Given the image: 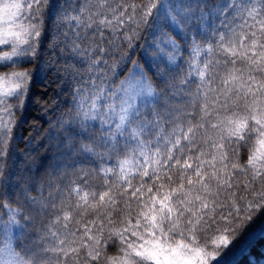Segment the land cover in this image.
<instances>
[{"label": "snow or ice", "instance_id": "snow-or-ice-1", "mask_svg": "<svg viewBox=\"0 0 264 264\" xmlns=\"http://www.w3.org/2000/svg\"><path fill=\"white\" fill-rule=\"evenodd\" d=\"M47 4L0 0V45L11 49L0 51V67L35 55ZM206 16L222 17V30L211 31L206 48L193 35L189 71L173 92L176 106L157 109L160 94L136 62L115 88L101 80L92 82L88 95L78 90L80 126L99 120L101 135L77 150L101 160L112 152L131 153L132 161L118 162V171L101 168V184L84 172L79 183L58 188L56 196L31 198L39 213H54L35 239L17 218L19 211L2 205L9 215L0 219L5 235L0 264H99L113 237L119 255L108 257L107 264H228L230 252H251L264 238V230L252 229L254 219L264 215V0H82L68 18L76 22L72 50L85 44L82 51L94 53L93 66L106 64L103 45L131 48L148 27L179 52L171 33L187 39L197 21L196 32L205 37L198 22ZM169 61L174 64L176 57ZM28 78L27 72L0 74V111L13 117H0V165L14 123L8 98L21 101ZM241 149L248 151L244 163Z\"/></svg>", "mask_w": 264, "mask_h": 264}, {"label": "trees", "instance_id": "trees-1", "mask_svg": "<svg viewBox=\"0 0 264 264\" xmlns=\"http://www.w3.org/2000/svg\"><path fill=\"white\" fill-rule=\"evenodd\" d=\"M169 2L178 3L181 0ZM206 2L216 4L223 0ZM81 3L82 0H48L41 18V35L35 41V55L20 59L11 67H0V74L13 71L29 73L27 90L21 97L22 103L15 97L8 98V103L13 105L10 111L14 113V123L7 153L0 165L3 167V177L0 178V219L7 220L9 215L2 205L7 204L9 209L18 210L20 216L17 218L27 225V234L33 239L44 234L54 213H39L37 206L31 203V198L47 200L50 194L56 196L58 188L67 189L74 181L79 183L84 172L96 184H101V168L112 166L118 171V162L124 159L132 161L131 153L112 152L105 154V159L101 160L94 154L77 150L81 143L101 135L99 120L89 121L86 127L80 126L76 118L78 90L88 95L87 90L92 88V82L99 84L101 80L106 86L115 88L132 70V62H136L152 78L160 94L156 107L165 112L177 105L178 97L174 99L173 92L179 91L180 80L189 71L193 35L197 43L206 48L209 40L213 39L211 31L221 29L222 17L206 16L204 21L198 22L199 28L207 32V36L201 37L194 27L197 21H193V30L188 32L187 39L171 33L180 45L179 52H175L170 45L161 43L159 34L153 35L151 28L142 27L139 38L133 40L131 48L123 43L119 47L103 45L108 51L102 59L107 63L93 66L91 57L94 53L91 50L86 53L82 51L87 45L81 44V51L72 50L76 22L68 18L76 14L77 6ZM154 44L159 45L162 51L153 47ZM10 50L8 46L0 47V51ZM172 55L176 57L174 64L169 61ZM204 55L201 53L199 59L203 60ZM171 85L177 87L172 88ZM191 88L194 91L195 84ZM189 110H192L191 107ZM2 118L4 121L13 119L5 112ZM99 151L104 152V149ZM247 156L248 151L241 149L240 162H246ZM136 160L142 162V157L137 156ZM24 216L29 219L23 220ZM13 229L16 231L13 233L15 237L18 229ZM252 229L256 233L264 230V215L254 219ZM107 238L106 229L103 239ZM4 239L3 225H0V247ZM208 248L212 250L210 239ZM118 249V238L113 237L99 264H107L108 257L118 256ZM227 261L228 264H264V238L257 241L251 252L240 248L230 252Z\"/></svg>", "mask_w": 264, "mask_h": 264}, {"label": "rangeland", "instance_id": "rangeland-1", "mask_svg": "<svg viewBox=\"0 0 264 264\" xmlns=\"http://www.w3.org/2000/svg\"><path fill=\"white\" fill-rule=\"evenodd\" d=\"M0 47H6V46L0 45ZM13 59H15V57ZM3 114H4V112L0 111V117H2ZM15 232L16 231H14V229H13V233H15ZM1 247H3V244H1Z\"/></svg>", "mask_w": 264, "mask_h": 264}]
</instances>
